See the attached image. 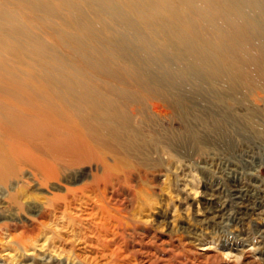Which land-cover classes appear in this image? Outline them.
Segmentation results:
<instances>
[{"label": "bare ground", "instance_id": "6f19581e", "mask_svg": "<svg viewBox=\"0 0 264 264\" xmlns=\"http://www.w3.org/2000/svg\"><path fill=\"white\" fill-rule=\"evenodd\" d=\"M186 86L264 93V0H0V185L95 163L85 189L120 190L107 161L143 134L128 107Z\"/></svg>", "mask_w": 264, "mask_h": 264}, {"label": "rangeland", "instance_id": "374dc122", "mask_svg": "<svg viewBox=\"0 0 264 264\" xmlns=\"http://www.w3.org/2000/svg\"><path fill=\"white\" fill-rule=\"evenodd\" d=\"M208 87L128 105L143 134L107 161L118 191L85 189L95 163L68 181L26 168L0 185V264H264V93Z\"/></svg>", "mask_w": 264, "mask_h": 264}]
</instances>
